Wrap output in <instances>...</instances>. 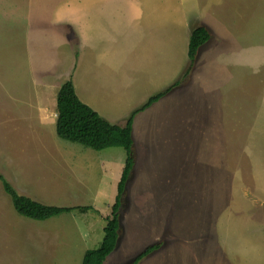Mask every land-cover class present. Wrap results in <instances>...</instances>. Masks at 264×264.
<instances>
[{
    "label": "rangeland",
    "instance_id": "obj_1",
    "mask_svg": "<svg viewBox=\"0 0 264 264\" xmlns=\"http://www.w3.org/2000/svg\"><path fill=\"white\" fill-rule=\"evenodd\" d=\"M240 3L247 17L232 20L226 49L215 52L220 59L210 57L211 38L178 72L167 65L173 56L161 57L163 34L154 30L129 48L127 62L113 63L102 55L112 43L128 44L126 21L118 38L98 49L85 32L99 12L115 9L121 18L119 9L127 14L128 5L149 23L165 13L168 27L183 33L176 37L182 44L184 33L206 20L184 26L179 0H0V174L42 204L92 207L28 218L0 181V264H81L83 252L103 237L126 151L95 150L57 135L56 97L68 79L82 101L118 125L178 83L134 117L135 163L117 244L103 264H131L154 243L160 247L138 264H264V193L241 179L249 165L251 173L264 172V0ZM247 115L255 130H233ZM59 149L77 153L72 166ZM232 153L246 164L225 166Z\"/></svg>",
    "mask_w": 264,
    "mask_h": 264
},
{
    "label": "trees",
    "instance_id": "obj_2",
    "mask_svg": "<svg viewBox=\"0 0 264 264\" xmlns=\"http://www.w3.org/2000/svg\"><path fill=\"white\" fill-rule=\"evenodd\" d=\"M209 38L210 33L206 26L200 25L192 29L188 44L190 65L195 61L200 47L206 43ZM177 84L176 82L173 86L168 87L164 91L150 96L141 107L131 112L125 125L111 123L90 105L82 101L71 79L66 80L60 86L56 97V132L59 137L95 150H102L108 147H122L126 151L125 163L117 184V194L111 207V213L106 217L100 245L88 249L85 252L82 264H103L106 257L116 247L120 229L122 198L135 163L132 136L135 115L158 101ZM0 181L3 184L5 192L11 197L16 211L20 215L28 218L45 220L62 213H68L74 209L86 211L92 208L90 206L62 207L45 205L27 196L20 195L2 174H0ZM160 244L161 243H154L147 246L133 259L131 264H138L152 251L158 249Z\"/></svg>",
    "mask_w": 264,
    "mask_h": 264
},
{
    "label": "crops",
    "instance_id": "obj_3",
    "mask_svg": "<svg viewBox=\"0 0 264 264\" xmlns=\"http://www.w3.org/2000/svg\"><path fill=\"white\" fill-rule=\"evenodd\" d=\"M244 1L246 2V0ZM204 2H205L204 0H179V4L181 5V9H182L181 19H183L184 26L186 27L190 26L193 18L201 17L203 20L204 19L206 20V23L203 25L207 27L210 33L209 40L211 38L213 39V44L209 50V53L212 52L210 57L214 61H218L220 58H218L217 55H215V52L217 51L218 48H219L218 51L220 52L226 49L227 42L230 38L229 36L231 35V31L229 27H232L234 24L232 20L234 19L238 23L241 20V18H246L247 15H243V13H246V12L242 10L243 7L240 3V0H236L235 2L234 0H207L206 3ZM107 3L116 4L117 2L111 1ZM203 8L205 12L203 11ZM114 10L115 9H110L108 11H105L104 14H101L99 12L98 15H101V18L99 19L98 23L96 24L95 22L92 21L93 24L89 26V28L90 27L91 28L89 29V31L85 32V34H88L86 36L87 41H90L91 39H93L94 41L93 45L96 49H98V46L100 45L99 42L104 41L105 44H107V40H109L110 38H112L111 41H113L114 39H117L119 24L124 23L123 20L126 21V24H128V26L126 27V33L128 31L129 37L128 38L124 37V38L128 39V44H129V41L131 42L130 46L126 47L128 45L127 44L122 47L120 46L118 47L117 44H114V43L110 44L111 46L108 45V47L106 48L104 52H107L109 55H104L105 53L102 55L104 58L107 57V63H113L115 60L121 61L122 59L127 62V60L129 59L125 57L128 55L127 51L129 52V48L134 49L136 47H139V44L143 41L147 32L148 31L151 32L152 30H154L157 33L163 34V40L161 42V45L163 47L161 51L162 52L161 57L165 58L168 56H173L174 58L170 62H174V63L167 64V65H170V66L177 65L178 67L177 71L179 72V69L184 65L185 61L187 62L188 44H189L190 35L186 38V33H184V40L182 37L181 38L182 44L178 45L176 42V39H177L176 37L177 35L182 36L183 33L181 31L177 32L174 28H172V26H170V28L168 27V22H167L168 17L165 13L160 12L159 16L154 14V20L152 21L150 14L145 12L146 19L150 18L152 22V23H149V22H146V20H142L140 18V15H142V13L141 14L139 13L137 15L136 9L133 6L127 5L126 8H123V11H126V10L128 11L127 14H124L122 12V9H119V11H121L120 13L122 14L121 18L114 16L115 14ZM133 13H134V16L130 17L129 14L132 15ZM158 19L159 21L156 22V20ZM177 21L179 22V19ZM97 26L99 29H101V34H99V30H97ZM137 36L139 39L138 43H136ZM108 51H111V53ZM95 56L97 59L102 57L97 54ZM55 113L57 117V112ZM262 121L264 122V120ZM240 122L241 123H237L236 125H233L232 129L233 130L239 129L238 131H241V132L249 130V129L250 131L255 130L256 122L255 120L249 118L248 115L245 118H241ZM245 125H247V127H245ZM262 127L264 128V126ZM238 144H239V148L241 150H244L245 147H241V144H242L241 140L238 141ZM61 151L62 152H58L57 155H61L63 157L71 155L69 157V161H70L69 163L72 166L77 153H75L73 149L61 150ZM227 153L226 155H224L225 157L228 156ZM230 156L231 158H228V160H224L225 166L229 164V166L231 165L232 168H239L240 166H244L246 164L245 160H242V158L237 153H235L234 155L232 153V155ZM57 157H60V156H57ZM233 157H234V160L232 159ZM238 158H239V161H238L239 164L235 160ZM217 164L218 166L220 165L219 161L215 162V166H217ZM260 167L264 170L263 163L260 164ZM242 170L244 171V173L241 176V179L245 180L246 183L249 184L250 186L251 185L255 186L256 191H258L259 189V193H264V172L260 173V171L258 170V173H255V172L251 173L250 165H249L248 170L246 171L244 169ZM77 210L84 212V210H79V209ZM87 250L83 252L82 260Z\"/></svg>",
    "mask_w": 264,
    "mask_h": 264
}]
</instances>
